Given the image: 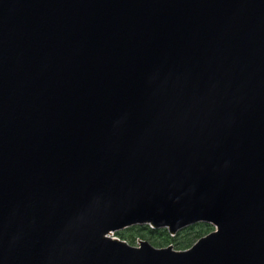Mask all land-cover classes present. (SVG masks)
Instances as JSON below:
<instances>
[{"label":"water","instance_id":"95a60500","mask_svg":"<svg viewBox=\"0 0 264 264\" xmlns=\"http://www.w3.org/2000/svg\"><path fill=\"white\" fill-rule=\"evenodd\" d=\"M0 264H264V0H0Z\"/></svg>","mask_w":264,"mask_h":264},{"label":"trees","instance_id":"16d2710c","mask_svg":"<svg viewBox=\"0 0 264 264\" xmlns=\"http://www.w3.org/2000/svg\"><path fill=\"white\" fill-rule=\"evenodd\" d=\"M210 230V225L197 223L182 229L174 237H171L165 229L152 230L147 226H134L117 233V235L129 243H132L137 236L148 240L154 246L161 247L172 244L176 249H186Z\"/></svg>","mask_w":264,"mask_h":264},{"label":"rangeland","instance_id":"374dc122","mask_svg":"<svg viewBox=\"0 0 264 264\" xmlns=\"http://www.w3.org/2000/svg\"><path fill=\"white\" fill-rule=\"evenodd\" d=\"M132 245H135V243H133Z\"/></svg>","mask_w":264,"mask_h":264}]
</instances>
